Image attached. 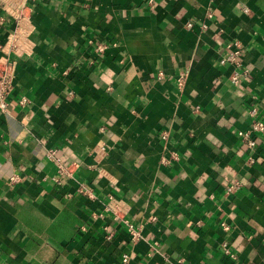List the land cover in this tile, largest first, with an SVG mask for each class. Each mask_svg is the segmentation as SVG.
Here are the masks:
<instances>
[{"label":"crops","instance_id":"1","mask_svg":"<svg viewBox=\"0 0 264 264\" xmlns=\"http://www.w3.org/2000/svg\"><path fill=\"white\" fill-rule=\"evenodd\" d=\"M0 57V264H264V0H0Z\"/></svg>","mask_w":264,"mask_h":264},{"label":"built area","instance_id":"2","mask_svg":"<svg viewBox=\"0 0 264 264\" xmlns=\"http://www.w3.org/2000/svg\"><path fill=\"white\" fill-rule=\"evenodd\" d=\"M187 25L190 26L191 24L188 23ZM227 47L229 48L228 54L227 56H224L221 58V62L223 63L225 61H228L231 63L235 62L236 64H239L237 62V57L240 54V42L235 40L232 43H229ZM13 68H14L13 62H11L6 57L3 59H1L0 57V98H1L0 105L1 106H4L3 98L10 91ZM242 76H243V72L236 70V71H233L230 77V80L234 85H238L241 81ZM24 100L25 99L22 98L21 102H23ZM249 113L253 117H256L257 115L256 108H252ZM258 132H261V133L264 132V121L261 119L253 120L248 129L237 131V135L240 140L239 142L241 143V145L245 146L246 149L252 150L256 145L255 138H254L255 133H258ZM48 155L53 156V152L49 151ZM16 178L17 176L14 175L11 177V180H15ZM240 187H241L240 183L238 181H234L228 186H226V191L233 192V191L238 190ZM222 227L225 230L228 228V226H226L225 224H222ZM127 229L132 239H136L139 236V231L135 229L132 225L129 224ZM221 245H222L223 252L233 258L234 253L230 250V247L228 246V242L223 241ZM121 262L122 264H128L129 255L123 254L121 257Z\"/></svg>","mask_w":264,"mask_h":264}]
</instances>
